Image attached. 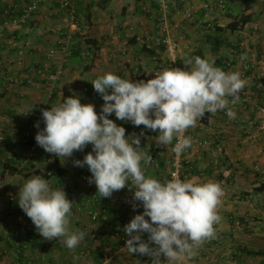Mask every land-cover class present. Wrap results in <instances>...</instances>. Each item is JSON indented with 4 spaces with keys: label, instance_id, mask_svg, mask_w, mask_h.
Instances as JSON below:
<instances>
[{
    "label": "crops",
    "instance_id": "obj_1",
    "mask_svg": "<svg viewBox=\"0 0 264 264\" xmlns=\"http://www.w3.org/2000/svg\"><path fill=\"white\" fill-rule=\"evenodd\" d=\"M228 1L231 14L223 16L204 0H168L169 32L177 40L176 64L180 68L186 69V59L195 56L215 63L225 61L240 47L252 65L239 92L243 103L231 108L236 113L234 118L223 116V111L206 113L195 127L188 128L187 136L193 143L186 149L183 175L197 183L219 182L224 194L217 208L221 220L214 226V238L205 240L195 256L176 264H264V132L252 139L258 130L259 109L264 107V0H246L253 1L247 7L245 0ZM26 2L0 0V23ZM72 4L76 26L68 13L48 2L29 25L15 28L17 40L13 45L6 46V37L0 38V137L18 143L32 136L37 122L44 125L41 110H50L70 96H78L82 104L95 105L99 114L104 101L91 82L105 73L146 82L155 78L156 71L172 66L153 41L159 25L154 0H73ZM207 23L214 30H205ZM62 30L72 32L87 54L81 56L78 50L71 57H49ZM42 66L62 73L51 93L43 81L28 73L29 68ZM239 69L236 65L233 71ZM25 111H30L29 120L22 115ZM109 118L126 129V136H139L144 131L140 146L152 156L151 163L144 166L146 175L167 179L173 168L172 146L157 145L158 130L120 121L114 114ZM204 142L208 144L201 146ZM91 151L88 145L65 161L54 155L63 173L44 178L41 175L47 172L49 154L44 149L30 154L18 144L0 148V264H104L103 250L113 253L111 264H152L150 257L130 254L126 248L129 237L123 228L143 212L142 207L133 210V203H138L133 201V192L125 187L110 198H102L96 194L95 184L89 183L88 168L74 166V160H83ZM24 156H30L29 164L20 168L18 160ZM84 175L87 181L82 180ZM34 176L63 188L74 202L70 228L86 233L75 249L43 238L19 207L20 186ZM93 213L99 215L96 228L102 231L97 242L89 236L94 227L90 220ZM147 237L145 233L143 239L147 241ZM87 249L90 256L82 258Z\"/></svg>",
    "mask_w": 264,
    "mask_h": 264
},
{
    "label": "clouds",
    "instance_id": "obj_2",
    "mask_svg": "<svg viewBox=\"0 0 264 264\" xmlns=\"http://www.w3.org/2000/svg\"><path fill=\"white\" fill-rule=\"evenodd\" d=\"M185 65L186 69L164 67L146 82L105 73L91 82L104 101L99 114L95 105L70 96L50 110H41L42 129L39 122L35 124L38 146L63 161L92 146L83 160L73 164L88 168L89 183L95 184L100 197L110 198L125 187L133 192V201L138 202L133 210L142 207L143 212L123 228L129 237L126 248L130 254L150 257L152 264H176L195 256L205 240L214 238L223 189L214 181L197 183L176 176L160 181L147 176L144 166L152 156L140 146L144 131L126 136V129L109 117L114 114L120 121L158 130L157 145L172 146L171 151L180 156L193 143L185 131L206 113L226 111L229 118L235 117L228 97L236 103L247 83L239 72H226L200 56L186 59ZM73 204L63 188L41 176L26 180L18 193V205L37 232L68 249L78 247L86 236L70 228Z\"/></svg>",
    "mask_w": 264,
    "mask_h": 264
},
{
    "label": "built area",
    "instance_id": "obj_3",
    "mask_svg": "<svg viewBox=\"0 0 264 264\" xmlns=\"http://www.w3.org/2000/svg\"><path fill=\"white\" fill-rule=\"evenodd\" d=\"M155 4L157 6L158 12H159V19H158V29L155 37H153V41L156 45L160 46L163 50V53L166 57V59L169 62H172V66L174 68H180L176 64V58H177V40L173 38L169 32V23L168 18L170 15V6L168 0H154ZM205 4L209 6L211 5L212 9L220 14V15H230L231 14V5L229 4L228 0H204ZM53 3L54 5L58 6V8L70 16V18L73 21V25L76 26L77 24V17L76 12L74 9V6L72 4L73 0H27L26 4L19 9L18 11H12L11 14H9V17L6 21L3 23H0V38L4 39V44L8 47L13 45L15 41L17 40V35L15 28L27 26L30 24V22L36 17V15L39 13L40 8L46 4V3ZM190 15H187V18ZM205 30L212 31L213 25L211 23L205 24ZM79 43L78 40L72 35V32L67 30H62L58 34V38L55 41L54 47L51 48L48 52V56L52 57L56 54H62V56L71 57L76 51H78ZM82 50V51H81ZM79 50V53L81 56H84L87 54V51L84 49ZM246 55V59L241 60V56ZM235 58V60H232ZM168 62V64H169ZM236 63V64H235ZM236 65L240 66L239 73L241 74L243 79H247L249 76V73L252 70V65L249 60L248 54L245 49H238L236 52L233 53V56L228 58L225 61L215 63V66L222 68L226 72L233 71ZM169 66V65H168ZM182 69V68H181ZM28 73L34 74L36 77L39 78V80L44 82L45 87L48 89V91L51 93L56 88L60 78H61V71L55 70L51 71L48 67L42 66L38 68H32L28 69ZM14 83H18L16 79L13 80ZM29 83V82H28ZM232 99L229 100V107L235 108L236 105L240 102L243 103V100L239 99L236 103H231ZM27 111H25L22 115L25 119L29 120L31 118V114H25ZM223 116H226V111H223ZM259 123H258V130L255 132V134L252 136V139L256 138V134L259 132H264V107H261L259 109ZM44 125H40V128L42 129ZM39 129L35 127L34 133L32 136H25L23 137L18 143L15 141L8 140L5 137H0V148L6 147L11 144H18L20 146H24L28 149V152L30 154L35 153L38 151L41 147L38 146L35 136ZM188 129L185 131L184 135L187 136ZM175 140L173 141V145L175 144ZM208 142H204L201 144V146L207 145ZM187 153V150H185L180 156H177L173 152V158H172V170L169 172L167 179H172L174 176L180 178L181 180H188L186 176L182 173V163L184 162V156ZM1 156V155H0ZM30 156H24L21 157L18 160L19 167L24 168L27 167L29 164ZM83 181H87V176L84 175L82 177ZM10 201H12V198H10ZM264 206V204H263ZM90 220L92 222V225L94 226L92 229V232L90 233V239L94 242H97L99 238H101V229L96 228L97 224H100L99 215L96 213L91 214ZM237 227H241V224L239 222H236ZM90 256V250H84L82 253V258H87ZM102 257L104 264H111V261L113 259V253L112 252H106L103 250ZM85 264V263H81Z\"/></svg>",
    "mask_w": 264,
    "mask_h": 264
},
{
    "label": "trees",
    "instance_id": "obj_4",
    "mask_svg": "<svg viewBox=\"0 0 264 264\" xmlns=\"http://www.w3.org/2000/svg\"><path fill=\"white\" fill-rule=\"evenodd\" d=\"M244 2H245V6L247 7L253 1L245 0ZM46 160H47V172L42 174L41 176H43L44 178H48L52 175L61 176L63 171L58 167V159L52 154H47Z\"/></svg>",
    "mask_w": 264,
    "mask_h": 264
},
{
    "label": "rangeland",
    "instance_id": "obj_5",
    "mask_svg": "<svg viewBox=\"0 0 264 264\" xmlns=\"http://www.w3.org/2000/svg\"><path fill=\"white\" fill-rule=\"evenodd\" d=\"M79 36H80V35H79ZM81 39H82L81 41H84V35L81 36ZM78 43L80 44L81 42H78ZM78 47H79L78 49L81 50V48L83 47V45L80 44V45H78ZM82 49H84V48H82ZM84 50H85V49H84ZM81 51H82V50H81ZM85 51H86V50H85ZM76 52H77V51H76Z\"/></svg>",
    "mask_w": 264,
    "mask_h": 264
}]
</instances>
